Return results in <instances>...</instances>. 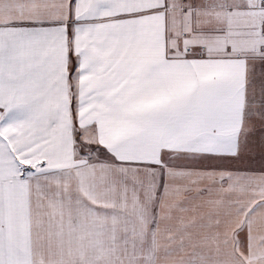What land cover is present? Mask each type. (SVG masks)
<instances>
[{
    "label": "snow or ice",
    "instance_id": "snow-or-ice-1",
    "mask_svg": "<svg viewBox=\"0 0 264 264\" xmlns=\"http://www.w3.org/2000/svg\"><path fill=\"white\" fill-rule=\"evenodd\" d=\"M0 264H264V0H0Z\"/></svg>",
    "mask_w": 264,
    "mask_h": 264
}]
</instances>
